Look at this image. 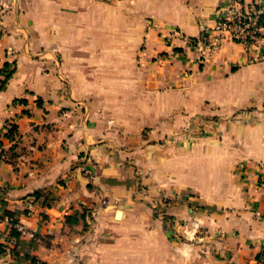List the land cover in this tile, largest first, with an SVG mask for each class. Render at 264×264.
Instances as JSON below:
<instances>
[{
	"label": "crops",
	"instance_id": "crops-1",
	"mask_svg": "<svg viewBox=\"0 0 264 264\" xmlns=\"http://www.w3.org/2000/svg\"><path fill=\"white\" fill-rule=\"evenodd\" d=\"M227 1L0 0V213L42 238L0 264H264V44L190 46Z\"/></svg>",
	"mask_w": 264,
	"mask_h": 264
},
{
	"label": "built area",
	"instance_id": "built-area-1",
	"mask_svg": "<svg viewBox=\"0 0 264 264\" xmlns=\"http://www.w3.org/2000/svg\"><path fill=\"white\" fill-rule=\"evenodd\" d=\"M4 6L0 3V12ZM226 40L245 47L264 44V4H247L244 0H228L219 9V19L215 26L210 30H204L196 39L190 40V46L197 61L203 62L209 55L219 50ZM261 170L259 181L264 186V166ZM31 207L28 205L29 209ZM256 214L260 215L259 212ZM3 222L20 236H27L37 243L42 241L35 232L27 230L23 224L14 222L10 216L0 213V223ZM3 247L6 246L3 245Z\"/></svg>",
	"mask_w": 264,
	"mask_h": 264
},
{
	"label": "trees",
	"instance_id": "trees-1",
	"mask_svg": "<svg viewBox=\"0 0 264 264\" xmlns=\"http://www.w3.org/2000/svg\"><path fill=\"white\" fill-rule=\"evenodd\" d=\"M3 73L5 74V80H4L3 83H2V87L5 86L7 80L10 78V76H11V74H12V71H7V70H5V71H3ZM16 131H17V128H16L15 126H11V127L9 128V130H8V132H7V134H6V136H7L8 138H13L14 135L16 134ZM0 145H1V144H0ZM37 196H40V195H37ZM6 214L12 216V214H10L9 212H6ZM13 221L15 222L16 220H13ZM66 221H67V223H72V222H74V219H73V217L69 216V217H67ZM8 238H9L8 240H10V239H11V240H12V239L16 240V241H17V244L20 245V244H19V243H20V234L17 233L14 229H12V228L9 229V236H8ZM32 243L35 244L34 241H32ZM3 252H4L3 244H0V254H2ZM13 255L19 257V252H15V253H13ZM25 256H26V258L30 259L33 263H37V261H36L35 258L30 257L29 255H25ZM257 259H258L259 261L264 260V251H263L262 254H260V255L257 256Z\"/></svg>",
	"mask_w": 264,
	"mask_h": 264
},
{
	"label": "rangeland",
	"instance_id": "rangeland-1",
	"mask_svg": "<svg viewBox=\"0 0 264 264\" xmlns=\"http://www.w3.org/2000/svg\"><path fill=\"white\" fill-rule=\"evenodd\" d=\"M106 2H113V1H116V0H105ZM1 3V2H0ZM2 4H4V3H2ZM5 6L2 8V10H4V9H6V4H4ZM2 10H1V12H2ZM1 12H0V14H1ZM155 214H160L161 216H162V211H159L158 209L157 210H155ZM195 224L196 223V220L195 219H192V220H190V222L189 221H187V222H184V223H182V225H185V224Z\"/></svg>",
	"mask_w": 264,
	"mask_h": 264
},
{
	"label": "water",
	"instance_id": "water-1",
	"mask_svg": "<svg viewBox=\"0 0 264 264\" xmlns=\"http://www.w3.org/2000/svg\"><path fill=\"white\" fill-rule=\"evenodd\" d=\"M118 215L120 216L121 215V212H118Z\"/></svg>",
	"mask_w": 264,
	"mask_h": 264
}]
</instances>
